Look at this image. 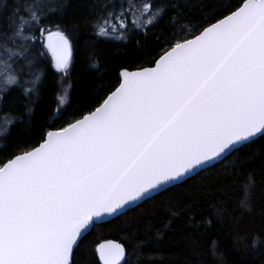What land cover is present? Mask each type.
Returning a JSON list of instances; mask_svg holds the SVG:
<instances>
[{"label": "snow or ice", "instance_id": "obj_1", "mask_svg": "<svg viewBox=\"0 0 264 264\" xmlns=\"http://www.w3.org/2000/svg\"><path fill=\"white\" fill-rule=\"evenodd\" d=\"M164 12L146 4L149 18L133 27L154 25ZM49 19L29 9L21 15L19 6L5 15V43L8 31H28L35 51L25 56L33 78L18 79L22 70L8 75L0 93L11 85L35 93L41 57L49 54L55 70L67 74L73 37L58 24L42 27ZM97 35L107 38L109 30ZM257 137L264 138V0H240L193 38L174 42L153 66L122 68L86 114L0 160V264H76L81 241L98 222ZM94 251L102 264H118L122 249L106 241Z\"/></svg>", "mask_w": 264, "mask_h": 264}, {"label": "trees", "instance_id": "obj_2", "mask_svg": "<svg viewBox=\"0 0 264 264\" xmlns=\"http://www.w3.org/2000/svg\"><path fill=\"white\" fill-rule=\"evenodd\" d=\"M240 0H0V29L5 15L19 6L47 14L42 27L58 24L73 37L68 71L69 101L58 112L62 74L41 57L35 93L18 85L0 93V160L30 149L50 129L80 118L116 84L119 71L153 65L177 41L192 38L202 26L234 9ZM163 6L164 15L143 29L133 21ZM63 5L61 8L60 6ZM96 5L93 13L89 6ZM111 13V15H109ZM126 14L127 28L120 16ZM101 27L107 38L97 35ZM5 43L0 32V87L8 75L30 81L25 56L33 53L31 32ZM39 35V33H37ZM117 36L126 37L116 39ZM43 42V37L40 38ZM14 41V42H13ZM28 46V51L24 47ZM42 51L46 52V49ZM11 57V59L9 58ZM17 63L13 64L12 61ZM6 62L9 67H6ZM31 87L25 83L24 88ZM111 241L123 248L119 264H264V138L234 151L221 162L149 198L126 213L95 227L81 241L76 264H102L94 249Z\"/></svg>", "mask_w": 264, "mask_h": 264}, {"label": "water", "instance_id": "obj_3", "mask_svg": "<svg viewBox=\"0 0 264 264\" xmlns=\"http://www.w3.org/2000/svg\"><path fill=\"white\" fill-rule=\"evenodd\" d=\"M192 38H193V37H192ZM189 39H191V38H189ZM162 54H163V53H162ZM151 66H153V65H151ZM151 66H146V67H151ZM138 69H139V68H138ZM138 69H133V70H130V71H136V70H138ZM50 130H55V129H50ZM257 138H258V137H257ZM257 138H256V139H257ZM233 152H234V151H233ZM233 152H232V153H233ZM232 153H230V154L226 155L225 157H223L219 162H221L222 160H224L226 157H228V156L231 155ZM219 162L213 161V162H211V164L205 166L203 169H197V171H196V172H193L191 175H189V176H185L183 180H178V181H176V182H174V183L164 185V186H163L162 188H160L158 191L153 192L152 195H151V197H153V196H155V195H157V194H159V193H161V192L167 190L168 188H170V187H172V186L178 185V184H180V183L186 181V180L189 179V178H192L193 176H195V175H197L198 173H200L202 170L207 169V168H209V167H211V166H213V165H215V164H217V163H219ZM151 197H150V198H151ZM148 199H149V198H145V199L142 200V201H138V202H137L132 208H134V207L140 205L141 203H143L144 201H146V200H148ZM132 208H130V209H132ZM130 209H126L124 213H126V212L129 211ZM124 213H123V214H124ZM121 215H122V214H121ZM118 216H120V215H117V216H111V217H106L103 221L98 222V223H103V222H106V221L112 220V219H114V218H116V217H118ZM92 229H93V228H92Z\"/></svg>", "mask_w": 264, "mask_h": 264}, {"label": "rangeland", "instance_id": "obj_4", "mask_svg": "<svg viewBox=\"0 0 264 264\" xmlns=\"http://www.w3.org/2000/svg\"><path fill=\"white\" fill-rule=\"evenodd\" d=\"M53 31L56 29H52ZM70 68V67H69ZM69 71V69H68ZM62 74V84H61V90H60V95H59V104H58V112L61 111L66 104L69 101V82H68V72L67 74L60 72ZM113 245H118L116 243H112ZM121 255L118 258V264L121 263L124 257V251L123 248L121 247Z\"/></svg>", "mask_w": 264, "mask_h": 264}]
</instances>
